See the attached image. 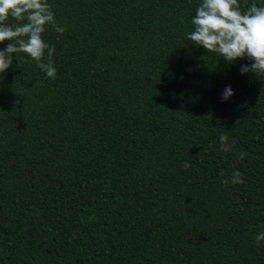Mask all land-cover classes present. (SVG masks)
<instances>
[{"label":"trees","instance_id":"16d2710c","mask_svg":"<svg viewBox=\"0 0 264 264\" xmlns=\"http://www.w3.org/2000/svg\"><path fill=\"white\" fill-rule=\"evenodd\" d=\"M201 2L48 0L56 78L0 74V264H264V75L186 38Z\"/></svg>","mask_w":264,"mask_h":264},{"label":"clouds","instance_id":"9594fccd","mask_svg":"<svg viewBox=\"0 0 264 264\" xmlns=\"http://www.w3.org/2000/svg\"><path fill=\"white\" fill-rule=\"evenodd\" d=\"M10 17L21 23L10 24ZM180 22H184L183 18ZM191 23L194 30L187 33L186 38L194 45L216 53L230 64L247 58L252 62L241 65V73L264 75V6L253 2L241 11L238 0H202ZM49 26L60 34L65 31L56 23L55 12L48 0H0V43L9 41L5 48L0 49V74L13 66L14 59L18 61L15 67H22L20 54L25 53L47 77L55 79L52 59L55 48L42 38ZM232 95L233 89L226 86L221 99L227 101ZM219 139L222 152L233 150L235 140L228 143L229 137L223 133ZM245 155L241 151L239 158L242 160ZM183 167L187 170L190 164L185 161ZM242 177L243 173L235 170L222 182L243 184ZM255 241L257 245L264 241V231L255 236Z\"/></svg>","mask_w":264,"mask_h":264}]
</instances>
